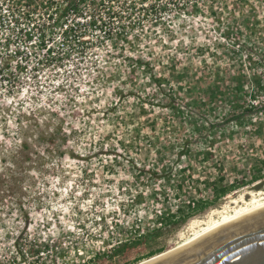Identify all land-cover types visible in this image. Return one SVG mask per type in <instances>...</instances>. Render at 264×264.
I'll return each mask as SVG.
<instances>
[{
	"label": "rangeland",
	"instance_id": "1",
	"mask_svg": "<svg viewBox=\"0 0 264 264\" xmlns=\"http://www.w3.org/2000/svg\"><path fill=\"white\" fill-rule=\"evenodd\" d=\"M64 6L0 0V264H138L264 188V0Z\"/></svg>",
	"mask_w": 264,
	"mask_h": 264
},
{
	"label": "water",
	"instance_id": "2",
	"mask_svg": "<svg viewBox=\"0 0 264 264\" xmlns=\"http://www.w3.org/2000/svg\"><path fill=\"white\" fill-rule=\"evenodd\" d=\"M262 187L263 183H258L253 190ZM152 257L138 264H264V207L229 221L185 246Z\"/></svg>",
	"mask_w": 264,
	"mask_h": 264
},
{
	"label": "bare ground",
	"instance_id": "3",
	"mask_svg": "<svg viewBox=\"0 0 264 264\" xmlns=\"http://www.w3.org/2000/svg\"><path fill=\"white\" fill-rule=\"evenodd\" d=\"M248 195L250 196V200H246L243 196L238 197L237 199H234L231 201V204H233V209L230 211H227L226 209L222 210L221 212L215 213L219 215L218 219L210 218L206 222H201L200 227L198 230H194L190 235V237L186 240H183L182 243L176 245L173 249L168 250L166 252H163L162 254L156 255L152 258H157V256H162L166 253H169L173 250H176L182 246L187 245L188 243L194 241L195 239L199 238L200 236L204 235L205 233L229 222L236 218H239L243 215H246L250 212H253L261 207H264V188L258 190V191H248ZM243 195V193H242ZM247 196V195H246ZM248 198V197H247ZM230 203V202H229ZM241 204V205H240ZM227 207V206H226ZM229 208V207H228ZM214 215V214H213ZM212 216V215H211ZM217 216V215H216ZM201 220V219H200ZM195 222V221H193ZM192 224V223H191ZM193 226V225H192ZM190 227V226H189ZM188 227V228H189ZM195 229V228H194ZM189 230H192L189 228ZM184 236V235H183ZM184 238V237H183ZM151 258V259H152ZM150 259V260H151ZM149 260V259H148ZM148 260L142 261V263L147 262Z\"/></svg>",
	"mask_w": 264,
	"mask_h": 264
},
{
	"label": "trees",
	"instance_id": "4",
	"mask_svg": "<svg viewBox=\"0 0 264 264\" xmlns=\"http://www.w3.org/2000/svg\"><path fill=\"white\" fill-rule=\"evenodd\" d=\"M74 1H76V0H65V8L67 7V6H70L72 3H74ZM55 2H56V0H43V6H44V8L45 9H48V8H52V5L53 4H55ZM231 188H224V189H219L218 190V196H223L224 194H226L229 190H230ZM193 205H195L194 203H192ZM200 205H208V203L207 204H200ZM187 208L188 209H190L191 208V206H190V203L187 205ZM195 208H191V211H193ZM179 211V213H183V211H181V210H178ZM171 219L173 218V216H171L170 217ZM126 244H123L121 247H124ZM156 253H160V251H158V252H156ZM155 253H150L149 254V257H147V258H150V257H152L153 255H154Z\"/></svg>",
	"mask_w": 264,
	"mask_h": 264
}]
</instances>
